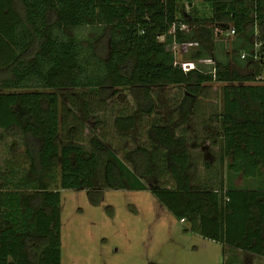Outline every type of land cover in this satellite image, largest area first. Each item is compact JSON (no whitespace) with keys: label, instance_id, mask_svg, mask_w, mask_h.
<instances>
[{"label":"trees","instance_id":"trees-1","mask_svg":"<svg viewBox=\"0 0 264 264\" xmlns=\"http://www.w3.org/2000/svg\"><path fill=\"white\" fill-rule=\"evenodd\" d=\"M179 1L0 0V128L17 138L8 167L27 166L24 187L0 183V264H62L61 189H150L193 231L222 241L233 252L225 264L264 257V187L221 192L197 181L191 147L198 139L190 143L184 127L207 84L224 82V108L210 116L221 159H231L233 174L264 175V83L256 81L263 67L255 50L264 0H203L210 15L183 19ZM84 27L93 35L81 41L76 30ZM231 28L233 63L215 56L219 29ZM192 40L211 50L212 68L199 61L206 53L192 68L177 61V44ZM169 86L180 90L163 115L158 99ZM122 89L134 107L113 113L124 145L94 136L88 149L78 134L106 128V117H93ZM153 115L142 140L140 120ZM56 169L60 187L51 188Z\"/></svg>","mask_w":264,"mask_h":264},{"label":"rangeland","instance_id":"rangeland-1","mask_svg":"<svg viewBox=\"0 0 264 264\" xmlns=\"http://www.w3.org/2000/svg\"><path fill=\"white\" fill-rule=\"evenodd\" d=\"M197 13L210 15L209 5L203 3V0H193L191 3L189 0L179 1L180 19L192 18ZM183 26L185 30L189 27L187 24ZM92 31L91 27H84L77 29L76 34L78 39L85 41L93 35ZM219 32L215 56L217 60L230 59L233 63L236 36L228 30L219 29ZM176 52L177 61L181 64L194 62V57L206 53L204 58L199 59L203 67L210 69L215 65L209 58L211 50L202 47L195 40L177 44ZM240 70L249 72L251 68ZM224 85V82L217 81L207 84L198 99L196 114L184 126L190 143L194 137L198 139L197 144L191 147V151L199 156L200 161L196 179L203 185L218 188L221 192L233 186L243 189L263 188L264 175L245 177L242 174H233L229 169L231 159H221L222 140L214 139L218 125L210 116L214 112L221 113L224 108ZM179 90L175 86L165 89V95L162 94L158 99L163 103L158 106L160 114L170 112ZM121 91V96L110 98L93 117L94 120L106 117V128L100 131L88 126L78 134V138L88 149L92 148L91 138L94 136H104V141L112 147L122 148L120 145H124L125 139H121L112 126L113 113L118 109L123 112L133 111L134 107L130 91ZM167 98L170 102L165 103ZM156 118L159 115L144 116L140 120L137 128L140 139H147V127ZM205 124H208L207 127ZM209 127H213L212 130ZM16 139L0 128V183H7L9 187H24L22 181L27 166L8 167ZM202 142L203 146L199 144ZM206 149L210 150L209 156L202 155ZM206 160L210 166H206ZM262 171L264 173V167ZM51 180V188L60 187L58 169L52 172ZM35 185L36 183L30 186ZM60 191L62 264H225L226 258L233 253L228 247L226 249L222 241L193 231L190 222L176 217L150 189L105 188L99 193L85 189ZM253 264H264V257H258Z\"/></svg>","mask_w":264,"mask_h":264},{"label":"built area","instance_id":"built-area-1","mask_svg":"<svg viewBox=\"0 0 264 264\" xmlns=\"http://www.w3.org/2000/svg\"><path fill=\"white\" fill-rule=\"evenodd\" d=\"M181 29H185V26H183V24L181 25ZM228 31H229L230 34H233V35H235V33H236L234 28L228 29ZM161 39H164V36H162ZM255 50L257 52L256 58L258 60H260L261 65L263 67L262 73L256 77V81L259 82V83H264V36L262 37V39L258 40L255 43ZM245 57H246V54L243 53L242 54V58H245ZM182 65L185 68H192V67H195L196 63L195 62H190V63H188L186 65L184 63H182ZM182 220L184 221L185 219H182Z\"/></svg>","mask_w":264,"mask_h":264}]
</instances>
